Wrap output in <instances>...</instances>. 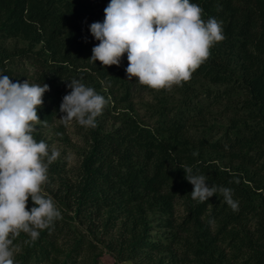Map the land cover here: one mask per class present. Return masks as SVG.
Listing matches in <instances>:
<instances>
[{
    "label": "trees",
    "instance_id": "16d2710c",
    "mask_svg": "<svg viewBox=\"0 0 264 264\" xmlns=\"http://www.w3.org/2000/svg\"><path fill=\"white\" fill-rule=\"evenodd\" d=\"M192 2L203 9L205 21H222L224 39L212 46L210 56L192 74L218 89L208 87L196 99L184 96L164 103L156 126L141 122L134 112L131 92L139 82L128 79L126 54L119 66L89 59L99 43L89 26L103 21L109 0H0V72L12 80L15 69L7 63L22 56L35 68L34 82L49 85L33 132L37 141L48 145L38 126L62 114V98L71 91L68 80L80 79L108 100L95 127L80 125L88 149L76 178L65 174L57 158L49 165L43 187L55 203L72 212L70 219H87L93 231L105 213L104 225L114 227L120 221L114 248L118 246L122 257L140 259L141 264H236L220 254L216 241L223 235L232 239L231 244L236 242V253L230 256L238 264H264V0ZM8 39L25 45L7 48L2 42ZM14 79L21 82L18 75ZM190 86L185 83L179 90L189 94ZM121 104L126 106L118 110ZM215 107L225 113L226 121L219 126L223 130L212 132L216 125H211L197 140H189L188 125L207 123L206 115ZM103 114L117 125L107 129ZM206 149L228 163L208 158ZM185 166L206 175L209 184L232 188L237 210L219 194L204 202L193 200L194 186L185 179ZM53 182L58 183L56 189ZM179 201L184 209L181 221L175 218ZM213 218L215 224L210 225ZM152 219L172 229L154 237L149 233ZM66 228L70 229L62 215L35 240L19 232L13 238L14 245H21L14 258L17 264H58L62 255V264H84L85 251L91 252L95 243L75 232L74 246L63 252L58 240ZM82 250L85 259H80Z\"/></svg>",
    "mask_w": 264,
    "mask_h": 264
},
{
    "label": "clouds",
    "instance_id": "9594fccd",
    "mask_svg": "<svg viewBox=\"0 0 264 264\" xmlns=\"http://www.w3.org/2000/svg\"><path fill=\"white\" fill-rule=\"evenodd\" d=\"M202 13L192 0H109L103 21L89 26L99 41L89 59L119 66L126 54L128 79L135 78L152 89L180 85L210 56L212 46L224 39L222 21L215 17L205 21ZM68 81L71 91L62 98L61 121L95 127L108 100L80 79ZM49 90L47 83L13 82L0 72V264H17L13 238L19 232L35 240L40 230L62 218L43 187L49 165L60 152L55 147L49 150L44 140L33 136L41 121L38 108ZM182 168L185 179L194 186L193 200L204 202L219 194L237 210L232 188L209 184L206 175ZM29 199L33 203L30 209ZM208 223L214 225V218Z\"/></svg>",
    "mask_w": 264,
    "mask_h": 264
},
{
    "label": "rangeland",
    "instance_id": "374dc122",
    "mask_svg": "<svg viewBox=\"0 0 264 264\" xmlns=\"http://www.w3.org/2000/svg\"><path fill=\"white\" fill-rule=\"evenodd\" d=\"M2 43L7 48H12L16 45H25L24 41L17 39H8L3 41ZM7 66L11 69H15L13 71L14 75L13 77H11L12 80L18 75L19 77H21V82L28 79L30 83H35V68L32 64L29 63V61L25 57L17 56L13 60L9 61L7 63ZM14 81L16 82L18 80L14 79ZM185 83L186 86L191 85L190 89L188 90L191 93L183 95L179 89L180 86ZM192 85L194 88L192 87ZM134 86L135 88L133 87L134 90L131 92V100L133 103L132 106L134 112L137 114L141 122L150 126L158 125V120L160 117L159 108H162V105L164 103H176L179 98H182L184 96H188L187 99H196L200 94L203 96L204 93H202L201 90L205 91L208 87H211V89L215 90L218 89L217 85H212L208 83L205 79L194 77L193 75L188 81L182 82L180 85H174L170 89H152L148 86L143 87L139 83L135 84ZM101 90L102 92L109 94L110 96L109 90L106 87H103ZM193 90L197 93H194ZM111 99L113 98L111 97ZM114 103L116 102L112 101V104ZM125 106L126 104L117 105L118 110H123ZM219 108L221 107H215L211 109L209 108L210 110L206 115V117L208 118L207 123L194 122L188 125L187 132L185 135L189 138V140H197L198 137L203 135L201 132L202 129L211 127V125H216L213 127L212 132H215L217 129H220V131L223 130V128L219 126H221L226 121V119L223 118L225 116V113ZM62 115L64 114H60L57 118H55L54 121L49 124H40L38 126V129H40L42 131V135L46 137L50 149L55 147L60 152L58 158H60L61 160L60 163L64 165L65 174L68 175L70 178L75 179L76 175L79 173L80 163L82 158L85 156V153L88 149V145L85 139V132L81 129V126L77 124L74 120L70 124L65 125L60 119ZM101 118L102 122L104 123L107 129H112L117 125L111 116H105V114H103ZM221 134L222 132H218L215 137L219 138L222 136ZM213 154H215V152H213ZM206 156L208 158L210 156L214 157V155L210 153V150L208 151L207 149ZM214 158H217L219 161L228 163L227 158ZM57 184V182H53L52 187L56 189ZM45 192L46 194L51 195V193H49L48 191ZM179 202L181 204L178 206L177 210H175V218L178 219V221H181L183 218L181 216L184 215V209L182 202ZM56 205L61 211V214L64 216L66 222L68 223V227L70 228H66L65 234L61 235L60 239L58 240V243H60L62 248L64 249L63 252H67L70 249L71 245L74 246L75 241H73L74 239L71 237L76 232L79 233L81 236H86L84 237L85 240L89 239L90 241H93L95 243L94 247H90L92 250L91 252L85 251V257L86 259L95 258L96 260H86L85 257H83L84 251L82 250L83 253L80 255V259L82 257L83 259H85L83 261L84 264H141L140 259L133 260L129 257H122L123 255H121V253H119L117 250L118 246H116L117 248H114V246L116 245V243H118L120 239V221L116 222L117 224L114 227H108V225H104L105 221L108 219V214L105 213L101 218L102 223L100 222L99 226L93 231V228L91 227L92 225H89L87 219L85 220V223H81L80 219L78 218L70 219L72 212L69 211L65 206H63L59 202H57ZM151 221L152 222L150 224L151 228L149 230V233L154 235V237H156V235L158 234H166L165 231L168 228L160 226V223H158L159 220L152 219ZM215 232L216 228L213 227V235L215 234ZM26 235L28 236V234ZM217 239L218 240L216 241V245L219 248L220 254H224L225 256L228 255L226 256L228 257L227 259L231 258L232 261L238 264V262L230 256L236 253L234 248L236 242L231 244L232 239L229 236L226 237L223 235L217 236ZM15 247L18 249V251L16 252L14 258L17 256L19 251H21V245H15ZM96 253L98 257L95 256ZM65 259V255L59 256L58 264H62ZM46 263L47 261H41L40 264Z\"/></svg>",
    "mask_w": 264,
    "mask_h": 264
}]
</instances>
